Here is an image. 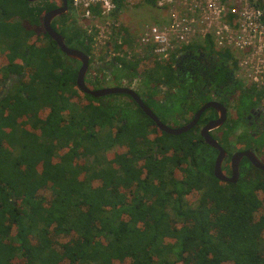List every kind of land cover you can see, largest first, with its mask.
Masks as SVG:
<instances>
[{"label":"trees","instance_id":"1","mask_svg":"<svg viewBox=\"0 0 264 264\" xmlns=\"http://www.w3.org/2000/svg\"><path fill=\"white\" fill-rule=\"evenodd\" d=\"M116 1L119 11L124 2ZM144 1L158 7L159 0ZM18 5L19 23L11 21L12 3L0 0V39L7 40L0 85L18 75L0 98V264H264V170L244 159L236 183L220 180L217 150L200 133L204 117L188 132L169 134L119 98L129 95L81 92L76 68L65 64L43 27L55 0ZM68 5L53 28L69 46L93 55L92 36L76 26L72 0ZM192 53L224 63L221 82L239 80L233 52L210 39L167 63L112 59L103 73L116 74L117 86L143 85L152 108L163 104L155 98L163 84L177 85V65ZM239 83L243 97L264 101V90ZM179 90L187 96L184 84ZM198 105L184 104L180 115ZM152 109L165 123L166 115ZM137 110L144 116L136 117Z\"/></svg>","mask_w":264,"mask_h":264},{"label":"built area","instance_id":"2","mask_svg":"<svg viewBox=\"0 0 264 264\" xmlns=\"http://www.w3.org/2000/svg\"><path fill=\"white\" fill-rule=\"evenodd\" d=\"M142 0H123L134 6ZM159 0L161 21L141 23L133 42L123 46L126 30L116 18V0H72L91 45L106 60L154 59L168 62L187 47L210 39L218 50L229 49L236 77L246 86L264 90V0ZM96 8V11L95 9Z\"/></svg>","mask_w":264,"mask_h":264},{"label":"flooded vegetation","instance_id":"3","mask_svg":"<svg viewBox=\"0 0 264 264\" xmlns=\"http://www.w3.org/2000/svg\"><path fill=\"white\" fill-rule=\"evenodd\" d=\"M39 1H42V0H35L33 2H39ZM55 3H57L58 5L56 8H60L63 4V0H55ZM60 16H57L56 18ZM56 18H54V20ZM57 47L59 48L61 52V57L65 61V64H71L72 66L76 68L77 70L76 79H77L79 69L82 66V61L68 56L66 53H64L60 49L58 45ZM69 47L74 48L71 46ZM74 49H78V50L85 52L82 48H74ZM88 55L90 56V58H89L88 70L85 75V83L90 89H97L95 88V85L97 84L98 79L100 78L99 70L101 69L100 65L102 64H100L99 61L94 59L93 55L91 54H88ZM224 66H225L224 63L218 62L216 57L212 54L192 53L190 55V60L187 64L177 65V69L175 72L177 85H175L174 87H169V86L162 87V89H160L159 92L163 94L164 101L168 100L166 103H169L172 106L176 102L182 103L183 106L185 104V107H190V106L199 104L196 112L199 109H201L204 105L210 102H218L224 105L227 108V118L225 122L221 126L214 128L210 131L211 135L215 139H217L218 142H219V138H218L219 135L216 134V131L224 127L225 124L227 123L230 124L231 120L229 118V115H230L229 105L231 104L233 100H235L236 113L239 115L237 120H238V123H240V125L237 123V127L239 126L242 127L241 131L238 133V137L240 138V136L248 135V136L253 137L254 139L258 137H261V138L263 137L264 139V101L261 102L256 95L255 96L250 95V97L248 95L246 98L250 101V105H247V106L240 105L241 107H243V109L241 113L239 114L238 104H240V99L247 93L243 92L242 88H240L241 84L239 83V80H235L233 77L226 81L225 80H223L222 82L220 81L219 79L220 72L223 71L225 74H228V71H227L228 67L227 66L224 67ZM17 82H18V75L12 74L11 76H9L5 80L4 84L0 85V89H1L0 98L3 95H5V93L8 92ZM182 84H184V86L187 88V96H184V97L183 95L181 96L180 90H179V87H181ZM123 87H129V86H123ZM77 88L82 92V90L78 87V85H77ZM129 88H133V86ZM102 97L104 96H101L98 98H102ZM75 104L78 106L79 110L81 111V108H83L84 103L78 100L77 102H75ZM48 111L49 109L45 111L44 115H47ZM196 112H194L189 119H184V120L180 119L181 125H179V127L189 123L194 118ZM64 113L66 116L71 115L67 109L64 111ZM222 113H223V110H222ZM169 115H167L166 118H169L170 117ZM219 116L220 114L217 109L213 107H209L208 109H206L201 114L200 119H199V122L202 117H204L205 119V121L200 126V131L210 121L213 122V121L218 120ZM178 117H180V115ZM237 141L238 143H240V146L242 143H244V140L239 139ZM255 145L252 144L251 146H246V148H244L241 151L252 150L257 155V157L264 163V142L260 145H256V146ZM215 150L217 149L215 148ZM235 152H240V151L237 149V151H234L231 154L227 152V155L222 164V170L224 174L228 177H231L233 173L232 156ZM218 154H219V150H217L216 152L215 161L217 159ZM244 159L249 160L246 156H244L241 162ZM225 164L229 165L228 171L223 169V166ZM226 182H229V181H226Z\"/></svg>","mask_w":264,"mask_h":264},{"label":"rangeland","instance_id":"4","mask_svg":"<svg viewBox=\"0 0 264 264\" xmlns=\"http://www.w3.org/2000/svg\"><path fill=\"white\" fill-rule=\"evenodd\" d=\"M9 1L14 6L13 7V13H15L17 15L11 21L22 22V19L20 17V12H19L20 8L18 5L19 2H21L22 0H9ZM25 5H26V3L23 2V7ZM18 12H19V14H18ZM71 13L73 15V18L76 20V26L81 28L82 30H84V28H82V26L80 25L78 13L75 12L73 9H72ZM0 16H1V13H0ZM116 18L121 22L123 27L126 29L127 34L130 35V36L129 35L128 36L131 38V40H133V38L136 36V30L141 23H150V22H154V21H161L162 19L165 18V12L162 9H160L159 7L150 6L144 0H142L134 6H128L124 3L120 12L116 15ZM23 24H25L24 20H23ZM6 42H7V40L3 41L2 38L0 39V50L3 46L6 45ZM2 44H4V45H2ZM92 51H93L94 59H96L97 61H99L100 64L103 65L102 68L99 70V77H100L101 81H100V83H97L95 85V88L99 89V88H104L106 86L107 87L108 86H117L116 81H115V75L116 74H114L113 72L112 73L110 72L107 75H105L103 73V71L107 69L108 63H109V61L106 60L105 55L103 54L104 55L103 60H100V59H98V57H101L99 55H100V52H102V51H97L93 47H92ZM164 86L165 85L163 84V87ZM166 86H168V85H166ZM133 88L135 90H137V92L139 93V95H141V97H144L145 100H148V102H149V97L146 94L145 89L143 88V85L142 86L141 85H139V86L135 85V86H133ZM155 96H156L155 98L158 101L163 102V104L160 103L159 105H153L152 108H154L159 115H160V113H161V115H166V116L170 114L169 115L170 117L165 119V123L167 125H169L170 127L177 128L181 124L180 119H182V120L189 119L192 116L191 113H186V114L184 113V114L180 115V113L182 111V107H183L182 103L176 102V103H174L173 106L169 103L164 104V102L166 103L168 100L164 101L163 94L158 92ZM79 98H81V99L83 98L81 93H78V95H76V101H78ZM119 98L123 99L125 102H128L133 108H135V107H136V109L138 108V105H136L135 103L133 104L131 98H129L127 96H120ZM249 103H250V101L245 97H242L240 99V104H238V106H239L238 108L240 109L239 114L241 113V111L243 109V107H241V106H245V105L247 106V104H249ZM165 109H167V110H165ZM229 110H230L229 118H230L232 123L231 122H230V124L227 123V124H225L224 127H222L221 129L216 131V134L219 135L218 136L219 143L223 148H226L228 145L230 150H232L233 152L237 151V149L239 151H241L244 148H246V146H251L252 144L253 145H255V144L260 145L264 142L263 137L262 138L258 137L256 139H254L253 137L247 135V136H240V138H239L238 133L241 131L242 127H240V126L237 127V123H238L237 118L239 117V115L236 113L235 100H233L231 102V104L229 105ZM167 112H169V114H166ZM137 114H138V116H136V117H139V118L142 115L144 116V114L140 110H137ZM179 115H180V117H178ZM238 124L240 125V123H238ZM229 125H234L236 127L233 129ZM228 132H230L229 135H228ZM114 134H115V132H113V135ZM104 135L105 136L108 135V133H106V130L104 132ZM97 138L100 139L101 136L100 137L97 136ZM239 139L244 140V143H242L241 146H240V143H238V141H237Z\"/></svg>","mask_w":264,"mask_h":264},{"label":"water","instance_id":"5","mask_svg":"<svg viewBox=\"0 0 264 264\" xmlns=\"http://www.w3.org/2000/svg\"><path fill=\"white\" fill-rule=\"evenodd\" d=\"M28 1L33 2L35 0H28ZM68 11H69L68 0H63V4L60 8H56V9L50 10L45 13L43 17V26L45 28V31L49 34V36L53 40L56 41L57 45L60 47V49L64 53H66L70 57H73L74 59H78L82 61V66L79 69L76 82H77L78 87L83 92L90 94L94 97H101V96H106L109 94L129 95L137 103V105L146 113V115H148L156 123V125L161 130L169 134H174V135H179V134H182V133H185L191 130L193 127H195L198 124L201 114L209 107H213L219 111L220 116L218 120L213 121V122L210 121L209 123H207V125H205L201 129L200 133L202 137L204 138V141L207 144L219 150V154L217 156V159L214 165L215 176L220 180L236 183L240 176V162L244 156H246L252 162L253 165L264 170V163L257 157V155L252 150H246V151L235 152L233 154L232 156V170H233L232 176L228 177L224 174L222 170V164L227 155V150L223 148L219 144L218 140L215 139L210 133L212 129L221 126L227 118V108L221 103L210 102L204 105L201 109H199L196 112L194 118L189 123L181 127L172 128L166 123H164L158 117V115L153 111V109L149 105H147L145 100L133 88L123 87V86H108V87H104L100 89H90L85 83V75L88 70L90 56L81 50L70 48L66 44L64 37L58 31H56L52 26V22L54 18L62 14H65ZM222 110H223V113H222Z\"/></svg>","mask_w":264,"mask_h":264},{"label":"crops","instance_id":"6","mask_svg":"<svg viewBox=\"0 0 264 264\" xmlns=\"http://www.w3.org/2000/svg\"><path fill=\"white\" fill-rule=\"evenodd\" d=\"M73 9V8H72ZM126 37H128V35L126 36ZM134 39V38H133ZM132 42H133V40H132ZM150 59H152V58H150ZM146 60V59H145ZM169 62V61H168ZM165 63H167V62H165Z\"/></svg>","mask_w":264,"mask_h":264}]
</instances>
